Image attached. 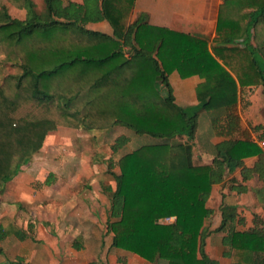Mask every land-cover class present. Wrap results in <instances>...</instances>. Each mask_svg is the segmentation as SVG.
Instances as JSON below:
<instances>
[{"label": "trees", "instance_id": "16d2710c", "mask_svg": "<svg viewBox=\"0 0 264 264\" xmlns=\"http://www.w3.org/2000/svg\"><path fill=\"white\" fill-rule=\"evenodd\" d=\"M8 3L26 15L14 18L0 3V58L20 71L0 85V198L50 132L65 125L123 127L147 141L109 163L115 185L102 184V190L110 248L150 264H217L205 251L213 186L238 169L243 180L257 174L264 182V151L234 137L239 103L249 109L256 90L264 100V0H226L213 41L142 18L130 22L136 0H43V12L34 0ZM102 23L108 31L91 27ZM173 73L203 80L197 106L176 102ZM202 110L226 140L214 144L199 134ZM129 141L116 138L113 155ZM194 145L208 154L207 164L192 162ZM253 157L257 162L247 167ZM221 213L214 232L226 233L222 243L231 264H264V219L244 230L235 207L223 205ZM167 217L176 221L167 224ZM3 221L0 242L33 239L31 224L18 227L9 216ZM8 264L34 263L18 257Z\"/></svg>", "mask_w": 264, "mask_h": 264}, {"label": "rangeland", "instance_id": "374dc122", "mask_svg": "<svg viewBox=\"0 0 264 264\" xmlns=\"http://www.w3.org/2000/svg\"><path fill=\"white\" fill-rule=\"evenodd\" d=\"M34 1L37 11L43 12V1ZM0 3L8 6L12 17L22 20L25 18L26 12L11 6L8 0H0ZM133 21L132 14L130 22ZM91 27L102 29L101 31L109 30L108 26ZM0 57H4V54ZM18 73H20L18 69L0 58V85L7 76ZM175 78L172 77V83ZM259 92L255 111L252 114L247 113V116L264 120V101L261 98V91ZM203 120H205L203 117L199 119L200 128ZM121 135L129 137V144L118 154L113 155L111 146ZM139 141L145 142L147 139L139 140L129 130L119 126L107 130H85L65 125L50 132L41 151L34 155L27 166V173L20 175V177L27 175V180L34 179L32 188L26 189L23 199L13 192H11L13 195H9L8 192L5 198H0V213L2 210L8 211L14 206L13 203L18 201L20 204L16 208L14 224L25 228L30 224L33 226V240L28 239L23 247L5 245L7 256L12 257L15 253H26L28 256V250L42 244L45 234L48 238L53 236L54 241L59 238L58 241H63L66 247L74 241H79L94 253H98L99 245L100 248L101 245L109 246L111 236L106 233L109 201L103 193L102 184L115 185L108 173L110 161L116 165L122 155L137 148ZM113 170L118 173V166ZM50 175H53V184L43 185ZM7 214L9 215V211ZM103 252L104 249L101 251L102 256Z\"/></svg>", "mask_w": 264, "mask_h": 264}, {"label": "crops", "instance_id": "0c3cea01", "mask_svg": "<svg viewBox=\"0 0 264 264\" xmlns=\"http://www.w3.org/2000/svg\"><path fill=\"white\" fill-rule=\"evenodd\" d=\"M43 1V0H42ZM226 0H136L135 8L133 10L134 21L142 18L146 22L159 26L169 28L181 33L202 36L210 41L217 37L218 21L222 5ZM45 9V6H44ZM99 28H107L105 23L97 25ZM175 76L174 83L172 77ZM173 93L176 102L182 108L194 107L199 104L196 90L200 83L203 82L197 76L182 79L177 73L170 76ZM256 90L252 94L253 105L247 110H242L239 103L237 107V114L240 116V129L234 134L236 139L252 140L264 151V120H256L248 117L247 113L252 114L257 105L256 99L259 94ZM261 98H263L261 96ZM264 101V100H263ZM264 105V104H263ZM205 110L200 112V117H204ZM199 134L211 143H219L226 140V137L218 135L217 131L212 129L210 120H203L202 126L199 129ZM180 141L186 142V137ZM192 162L196 165H205L208 163V154H202L199 148L193 146ZM257 162V157L246 159L245 165L253 167ZM241 170L238 169L225 182L213 186L211 199L208 206L214 210L213 216L206 222L205 227L211 234L206 239L205 251L208 257L215 260L217 264H231V260L225 256L228 250L222 243V238L226 236L225 232H214L222 221L221 207L223 205L232 206L237 209L239 218L243 221L239 225V229L254 228L255 224L264 219V182L255 174L250 179L243 180ZM28 168H24L22 174L27 173ZM21 173L8 185L6 195H13L22 199L25 197L26 189L32 188L33 178L27 180L25 177H20ZM19 195V196H18ZM4 196V198H5ZM13 203V207L8 211L0 213V224L4 223L3 218L9 216L16 217V208L20 202ZM1 210V209H0ZM53 237V236H52ZM48 238L45 234V239L40 246L35 249L28 250L26 253H15L12 257L7 256V249L11 244L14 246L25 245L23 242H16L11 237H8L0 242V264H8L10 261L16 260L18 257L24 258L27 262L34 264H90L91 262H98L99 264H150L143 258L133 254H123L118 250H112L109 246L100 245L94 253L88 250V247L81 242V249H76V241L68 247L63 241H56ZM33 240L32 238H29ZM83 243V242H82ZM103 244V242H102ZM104 249V255L101 251ZM8 258V260H7ZM10 258V260H9ZM29 258V259H27Z\"/></svg>", "mask_w": 264, "mask_h": 264}, {"label": "built area", "instance_id": "2783aa9c", "mask_svg": "<svg viewBox=\"0 0 264 264\" xmlns=\"http://www.w3.org/2000/svg\"><path fill=\"white\" fill-rule=\"evenodd\" d=\"M264 145V143H263ZM176 221V218L175 217H167L164 222L167 223V224H172Z\"/></svg>", "mask_w": 264, "mask_h": 264}]
</instances>
